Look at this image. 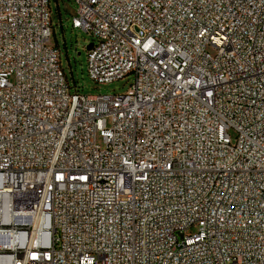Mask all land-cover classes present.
<instances>
[{
    "label": "built area",
    "instance_id": "obj_1",
    "mask_svg": "<svg viewBox=\"0 0 264 264\" xmlns=\"http://www.w3.org/2000/svg\"><path fill=\"white\" fill-rule=\"evenodd\" d=\"M0 0V264H264V0ZM212 50L211 53L209 50Z\"/></svg>",
    "mask_w": 264,
    "mask_h": 264
},
{
    "label": "rangeland",
    "instance_id": "obj_2",
    "mask_svg": "<svg viewBox=\"0 0 264 264\" xmlns=\"http://www.w3.org/2000/svg\"><path fill=\"white\" fill-rule=\"evenodd\" d=\"M52 12V36L48 46L58 48L61 54V66L73 91L83 95H120L126 93L132 84V77L110 84H96L87 72V46L91 38L81 30L72 28L76 15L74 0H50ZM211 53L213 51L209 50Z\"/></svg>",
    "mask_w": 264,
    "mask_h": 264
},
{
    "label": "water",
    "instance_id": "obj_3",
    "mask_svg": "<svg viewBox=\"0 0 264 264\" xmlns=\"http://www.w3.org/2000/svg\"><path fill=\"white\" fill-rule=\"evenodd\" d=\"M92 47H93V44L91 43V44H89L88 46H87V51H90L91 49H92Z\"/></svg>",
    "mask_w": 264,
    "mask_h": 264
}]
</instances>
